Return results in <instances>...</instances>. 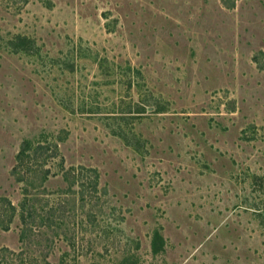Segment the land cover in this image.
Wrapping results in <instances>:
<instances>
[{"label":"rangeland","instance_id":"obj_1","mask_svg":"<svg viewBox=\"0 0 264 264\" xmlns=\"http://www.w3.org/2000/svg\"><path fill=\"white\" fill-rule=\"evenodd\" d=\"M0 264H264V0H0Z\"/></svg>","mask_w":264,"mask_h":264},{"label":"trees","instance_id":"obj_2","mask_svg":"<svg viewBox=\"0 0 264 264\" xmlns=\"http://www.w3.org/2000/svg\"><path fill=\"white\" fill-rule=\"evenodd\" d=\"M21 153H23V151H21ZM21 217H22V218H21V219H22V222H23V221L25 222V216L22 214ZM159 239H160V238H158L157 235H156V237L154 238V242H153V245H154L153 247H154V249H155L156 247H158V245H159V243H160Z\"/></svg>","mask_w":264,"mask_h":264}]
</instances>
